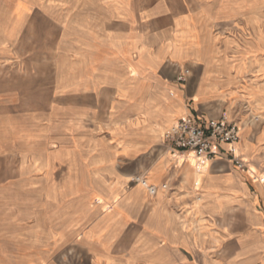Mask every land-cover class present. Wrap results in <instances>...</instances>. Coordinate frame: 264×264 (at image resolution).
<instances>
[{
    "label": "crops",
    "instance_id": "obj_1",
    "mask_svg": "<svg viewBox=\"0 0 264 264\" xmlns=\"http://www.w3.org/2000/svg\"><path fill=\"white\" fill-rule=\"evenodd\" d=\"M224 1L213 13L189 10L196 0H101L115 16L108 31L93 17V34L105 31L110 46L94 52L76 83L88 103L108 105L79 113L88 128L74 147L91 154L56 161L64 170L46 176L43 207L28 203L13 218V255L0 236V264H69L70 247L80 249V264H264V121L243 126L233 144L247 175L227 144L207 160L183 158L164 143L186 115L203 123L226 111L243 121V100L264 111V33L254 10L264 0ZM235 49L244 62L226 59ZM177 63L190 69L185 83L174 78ZM139 174L155 194L129 182Z\"/></svg>",
    "mask_w": 264,
    "mask_h": 264
},
{
    "label": "rangeland",
    "instance_id": "obj_2",
    "mask_svg": "<svg viewBox=\"0 0 264 264\" xmlns=\"http://www.w3.org/2000/svg\"><path fill=\"white\" fill-rule=\"evenodd\" d=\"M224 2L196 0L189 10L204 7L215 13ZM103 3L0 0V236L4 253L11 255L16 250L11 241L17 234L14 216L28 203L43 207L40 197L46 189V176L55 179L64 170L56 161L84 160L91 154L87 147H74L83 144V132L88 128L79 113L107 110L108 105L88 103L90 98L78 95L76 83L94 52H106L110 46L111 40L100 35L105 31L97 28L96 36L93 34V17L103 22L104 29L115 16L114 8ZM254 10L264 33V3ZM248 36L245 29L240 41ZM245 58L237 49L226 55L232 63L244 62ZM183 67V63L175 65L176 75ZM256 74L245 76L244 83ZM244 101L241 103L259 116L258 123L264 121V111ZM247 168L236 167L246 175ZM256 176L263 178L258 171ZM142 181L145 185L139 184L148 189L145 177ZM247 183L252 192L256 190L253 178H247ZM180 250L185 255L203 254L209 258L220 253L213 248ZM79 251L69 248V264H80Z\"/></svg>",
    "mask_w": 264,
    "mask_h": 264
},
{
    "label": "built area",
    "instance_id": "obj_3",
    "mask_svg": "<svg viewBox=\"0 0 264 264\" xmlns=\"http://www.w3.org/2000/svg\"><path fill=\"white\" fill-rule=\"evenodd\" d=\"M190 75V69L183 67L176 75L178 82H185ZM247 113L243 121H238L227 113L222 111L217 118L208 119L200 123L194 115H186L175 120L164 133L165 146L172 152L186 156L192 153L196 157L213 159L224 151L222 145L229 147L230 158L233 164L240 169L245 168V163L234 157L233 144L239 140V133L243 126L252 123H258V115L245 107ZM131 182H143L141 175H135ZM166 188V184L162 185ZM148 192L155 194L156 188L153 185L148 186Z\"/></svg>",
    "mask_w": 264,
    "mask_h": 264
},
{
    "label": "bare ground",
    "instance_id": "obj_4",
    "mask_svg": "<svg viewBox=\"0 0 264 264\" xmlns=\"http://www.w3.org/2000/svg\"><path fill=\"white\" fill-rule=\"evenodd\" d=\"M235 152H236V151H235ZM168 154H169V153H168ZM175 155H176V154H172V157H175ZM189 155H192V156H194L192 153L188 154V156H189ZM179 156H181V157H183V158H184V157H186L187 155H186V156L179 155ZM194 157H196V156H194ZM203 158H204V157H203ZM204 162H205V161H202V163H201V164H203ZM204 164H205V163H204ZM199 165H200V164H199ZM203 167H204V165H200V168H199V170L203 169Z\"/></svg>",
    "mask_w": 264,
    "mask_h": 264
}]
</instances>
